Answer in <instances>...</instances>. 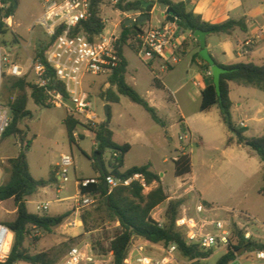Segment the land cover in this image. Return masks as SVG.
Listing matches in <instances>:
<instances>
[{
    "label": "rangeland",
    "instance_id": "1",
    "mask_svg": "<svg viewBox=\"0 0 264 264\" xmlns=\"http://www.w3.org/2000/svg\"><path fill=\"white\" fill-rule=\"evenodd\" d=\"M133 1L124 0L123 4ZM16 4L15 15L8 22L10 28L7 29V34L2 36L0 43L9 61L19 64L25 71L28 70V74L24 77L34 82V74L30 70L31 63L36 53L46 49L49 42L45 30L37 24V20L44 12V4L42 0H17ZM155 6L156 9L152 12H145L150 14L149 18L143 16L145 17L141 22L143 31L158 25V22H166L162 18L166 8L159 4ZM8 7L4 5V8ZM137 14V12L123 13L117 5L104 0L100 15L106 21L105 34H115L119 37L123 25L128 20H137L142 17L140 13ZM137 41H140V38L133 41L132 45L137 46ZM216 41V37L209 38L211 43ZM124 56L129 63L127 82L155 108L158 116L166 123L169 131L167 135L142 106L132 102L128 97L120 96L119 103L110 104L103 99L102 94L108 89L102 82L109 80L107 76L86 77L84 88L90 94L93 111L98 121L107 119L105 111L107 106L110 107L111 127L116 133V140L131 145V151L125 158L124 168L151 164L153 171L160 175L168 200L153 211V216L157 214V217H161L165 223L169 203L182 200L180 214L186 213L190 217L198 218L196 206L200 200L209 210L205 215H201L202 218L208 216L211 219L231 221V229H234L236 225L244 234L250 232L251 239L264 243V194L262 192L264 162L248 148L227 145L228 138L235 135L223 123L218 107H214L209 112H200L201 97L192 92L194 83L199 81L200 73L196 66L190 68L191 54H188L187 58H182L183 61L176 72L170 75L168 71L160 73L161 65L156 64L160 78L169 77L168 82L172 84V87L174 86V90L182 84L183 87L176 91V94L157 90L153 93L154 97L150 96V92L154 91L151 87L153 74L148 65L150 60L141 57L137 51L129 47L124 49ZM255 62L259 63V61ZM8 66L4 67L2 86L10 77ZM238 92L248 94L250 98L245 101L240 110L237 107L234 108L232 113L234 124L242 128L241 123H245L247 125L245 135L249 138L263 136L264 120L257 121V119L264 118V92L235 85L232 93L234 101H237ZM28 95H31L30 90ZM171 95L178 100L180 108L171 99ZM28 110L31 116L22 121L20 128L26 133V141H32L27 152L32 176L37 180L49 179L51 172L57 171L56 165L60 163L64 154L73 157L74 167L69 182H53L47 188L39 190L27 202L28 210L34 214L54 217L70 212L71 216L52 233L34 230L32 238L37 236L40 240L34 243L29 239L25 246L31 254L55 250L59 254V262L74 245L89 244L106 251L111 239L118 231V224L109 221L108 215L96 198L93 205L78 207V201L81 198L78 181L96 176L89 160L94 155V136L88 131L78 129L74 134L76 143L71 144L64 124L67 116L65 109L42 107L29 98ZM259 110H262L261 113H258ZM181 116H184V120L189 124L190 132L184 131L180 125ZM180 136H187V138L180 141ZM21 148L22 142L18 137L0 139V185L9 180V173L6 172L8 160L16 157ZM182 154L191 156L193 171L184 178H176L173 162ZM111 161L110 154H107L105 156L107 168ZM157 186L158 184L154 183L152 190ZM191 186H194L196 191L193 189L189 191L188 188ZM198 192L212 204L215 210L200 199ZM46 202L50 204L49 211L39 213L36 206ZM15 212L16 208L12 200L0 203V223L12 221ZM246 215L249 217H245ZM83 216L88 221V232L82 222ZM226 252L227 249L215 248L213 255L200 263L216 264ZM148 254L159 257L162 252L152 249ZM237 256L244 262H251L253 257L249 253L243 254V250L239 251ZM178 257V264H191L180 254Z\"/></svg>",
    "mask_w": 264,
    "mask_h": 264
},
{
    "label": "trees",
    "instance_id": "2",
    "mask_svg": "<svg viewBox=\"0 0 264 264\" xmlns=\"http://www.w3.org/2000/svg\"><path fill=\"white\" fill-rule=\"evenodd\" d=\"M1 2L9 7L0 8V40L2 36L7 34V29L10 28L7 20L15 15L14 4H9L6 0H1ZM103 2L104 0H91L90 16L73 30L74 35L85 34L93 40L94 37L105 31L106 23L100 15V8ZM123 2L124 0H120L117 5L121 12H137L141 16H146V18H149L150 14H145V12H152L156 4L162 5L166 9H172L181 21L178 24L179 28L183 32L189 33V37L183 41L179 49V54L190 46V40L195 41L196 47L201 50L200 43L195 38V32L198 30L207 32L208 36L231 35L236 30L247 31L244 19L228 20L224 23L213 25L203 21L200 15L188 9L186 2L180 0H155L154 2L134 0L126 4H123ZM15 3H17V0H15ZM60 33L61 31L59 30L58 34ZM142 33L141 24L135 23L133 26L123 25L122 32L116 43L117 54L121 61L109 76L111 88L102 94V98L108 103H119L120 96H126L132 102L142 106L161 128L166 129V123L158 116L155 108L126 81L128 62L124 56V49L129 47L133 51H137V54H140L141 41H137V46L132 45V42L137 40ZM55 39L47 43L46 49L36 53L35 58H44L45 52ZM195 57L202 62L206 84L205 89L202 91L200 112H209L214 107H218L223 123L235 135L228 138L227 145L248 148L264 162V135L249 138L245 135L246 128H238L234 124L232 117L234 104L231 100L232 83L264 92V63L258 65L252 61H246L233 65H223L214 59L219 66L227 70L220 78L219 95L214 85L212 74H208L211 73V66L201 58L199 53ZM153 82L158 89L164 88L157 78ZM52 84L58 87V90L66 96L64 85L56 80H53ZM2 89L0 103L10 111V125L1 140L18 137L22 142V148L16 157L8 160L6 172L9 173V180L0 185V203L12 200L16 208L13 220L3 223L14 233L15 240L8 260L0 264H58L59 254L55 250L31 254L25 246L29 239L34 243L40 240V237L37 236L32 238L34 230L42 233H52L55 228L65 223L71 213L66 212L51 217L34 214L28 210L27 202L30 197L37 194L39 190L47 188L53 182H58V168L57 171L51 172L49 179L37 180L32 176L27 158V152L31 147L32 141H26V133L20 128L22 121L31 116V112L28 110L29 98H32L37 105L42 107L51 108L53 106L47 103V96L44 90L38 88L34 82L28 81L25 77L10 76L2 86ZM28 90L31 91L30 96L28 95ZM108 109L109 115L107 119L98 123L85 124L69 115L64 120L71 144L76 143L74 134L78 129L90 132L95 140L94 155L89 160L94 171L98 173V177L93 178L97 182L89 183L84 187L82 183L91 179L79 180L80 195H89L96 198L108 215L109 221L118 224V231L111 239L109 248L106 251H102V249L100 250L93 246V249L101 255L112 252L114 264H125V260L136 240L137 242L156 245H176L179 254L190 263L196 260L202 262L209 259L213 255V250L203 251L197 246L188 245L184 232L177 227L176 222L180 215L182 200L169 203L165 215L166 222L163 227H160L153 218V211L168 200L165 189L161 184V177L152 170L151 164L135 166L123 171L125 158L131 151V145L128 143L121 145L115 142L114 132L111 129V108L109 107ZM183 130L186 131L184 127ZM81 137L84 138L83 136ZM98 154L101 155L104 172H102L98 162ZM107 154H110L112 159L109 163V168L105 164V156ZM173 163L174 176L176 178H184L193 171L192 158L189 154L180 155ZM135 174H143L148 185L157 183L158 186L148 194L143 193L144 189L137 182L130 187L115 188L112 192H109V189L105 187L106 177L109 175L127 179ZM262 192L264 194V189ZM82 222L88 232V221L85 216L82 217ZM75 246L77 245L70 247L65 255ZM241 250H243V254L264 250V243H259L255 239H246L244 232L234 225L227 252L216 264H231L238 258L237 253Z\"/></svg>",
    "mask_w": 264,
    "mask_h": 264
},
{
    "label": "built area",
    "instance_id": "3",
    "mask_svg": "<svg viewBox=\"0 0 264 264\" xmlns=\"http://www.w3.org/2000/svg\"><path fill=\"white\" fill-rule=\"evenodd\" d=\"M44 12L37 20L49 41L56 38L53 44L45 52L44 58H35L30 66L34 74V84L43 89L47 96V103L56 108H63L67 115L78 119L82 123H98L97 116L93 111L90 94L84 88V80L88 76L109 77L120 63L117 54L116 43L118 38L115 34L106 35L105 32L91 40L85 34L74 35L73 30L90 16L91 0H42ZM113 5H118L120 0H109ZM0 8L4 4L0 0ZM11 19V18H10ZM7 20V24L10 21ZM106 23V21H104ZM11 26V25H10ZM61 31L58 34V31ZM184 32L178 24L171 22L159 23L149 27L139 36L141 41L140 56L150 61L161 60L166 64L177 61V53L182 45ZM264 37V30L238 45L237 54L241 58H247L260 44ZM9 65L8 74L22 78L28 74L19 64L12 63L3 53L0 43V93L5 74V66ZM211 74V73H208ZM53 80L64 85L66 96L52 84ZM10 125V111L0 103V139ZM244 127V124H241ZM187 138L179 137L180 141ZM74 167V159L69 154L61 157L58 166L57 177L61 183L71 180V171ZM1 174V170H0ZM95 179L86 180L82 186L96 183ZM139 183L144 194L152 190L143 174L122 179L113 175L106 177L105 185L109 192L118 187H130L133 183ZM80 185V183H79ZM96 199L93 196H81L78 207L93 205ZM50 204L39 203L36 210L46 213ZM209 210L199 200L196 206L198 218L190 217L186 213L180 214L177 219V227L184 232L188 245L197 246L203 251L215 248L227 249L232 235V223L227 220L211 219L208 216L202 218ZM201 216V217H200ZM249 217V216H245ZM160 227L164 226L161 217L154 218ZM246 239H251V233L244 234ZM15 240L14 233L8 226L0 223V263H5L11 253ZM156 249L162 252L159 257L150 256L149 250ZM252 255L251 262L242 261L238 257L231 264H264V250L249 253ZM179 252L176 245H156L146 242H135L128 254L125 264H178ZM58 264H114L112 252L98 254L89 244L73 247Z\"/></svg>",
    "mask_w": 264,
    "mask_h": 264
},
{
    "label": "crops",
    "instance_id": "4",
    "mask_svg": "<svg viewBox=\"0 0 264 264\" xmlns=\"http://www.w3.org/2000/svg\"><path fill=\"white\" fill-rule=\"evenodd\" d=\"M180 1L186 2L189 10H193L194 13H196L197 15H200L202 17L203 21L210 23V24H213V25L221 24V23H224L228 20L244 19L246 21V25H247V31L246 32H242L241 30H236L231 35L222 34V35H213V36L207 37L208 50H209L211 56L219 64L233 65V64H237V63H241V62H246V61H252L258 65H261L264 63V37H263L262 41L260 42V44L251 52V54L247 58H241L237 54L238 45L241 42L247 40L248 38H251V37L257 35L259 33V31L264 30V0H180ZM155 9H156V6H155L154 10ZM166 10L167 9H165V12H166ZM137 15H139V13ZM162 18H163V20L167 21L164 13H163ZM159 23L161 24L162 22H158V24ZM188 37H189V33L184 32L183 37H182V42L184 40H186ZM211 37H216L217 41L212 42V43L209 42V38H211ZM199 52H200V49H198L196 47L195 41L190 40V46L186 50H183L182 53H180V54L178 51L177 61L175 63L166 64L164 61H161V60L150 61L148 63V65H149L150 69L152 70V74H153L151 87L154 90V91L150 92V96L154 97L153 93H155V91H157V90L166 91V92H170L172 94H176V91H178L181 87H183V84H182L181 86H179V88L177 90H174V88H173L174 86L172 87V84H170L168 82L167 78H169V77L163 78V79L160 78V75L157 73V70L155 67L156 64L159 63L161 65L162 71L160 73H164V72L168 71V72H170L169 73V75H170V74H173L174 72H176V70L178 69V67L180 66V64L183 61L182 58H187L188 54H191V61L189 63L190 68H193V66H196L198 68L199 73H200L198 75L199 81L194 83V89L192 92L195 95H199L201 97L202 91L205 89L206 84H205V79H204V74H203L204 70L202 68V62L195 57L196 54ZM212 53H214V54H212ZM255 61H259V63H256ZM128 67H129V63H128ZM170 67H172V69H170ZM127 72H128V68H127ZM126 76H127V73H126ZM155 78H157L159 80V82L164 86L163 89H158L155 86V84L153 82V80ZM108 81L102 82V84L105 83L106 88L110 89L111 85ZM126 81H127V79H126ZM235 85L236 84H233V83L231 84V100L234 104L233 110L235 107H237L240 110L241 107L243 106V104L245 103V101H247L250 98V96L248 94L246 95L243 92H238L237 101H234L232 98V93H233V87ZM237 86H239V85H237ZM246 88H249V87H246ZM171 99H173L175 104H177L178 107L180 108L178 100H176V98L173 95H171ZM261 111L262 110H259L258 113H261ZM263 120H264V118L257 119V121H263ZM181 121H183V122L181 123ZM179 123L186 130H188L189 132L191 131L189 124L184 120V116H181ZM243 124H244V127H242V128H247V125L245 123H243ZM111 129H112V127H111ZM164 130H165V133L167 135L169 133L167 126H166V129H164ZM113 132H114V130H113ZM116 137H117L116 133L114 132L115 142L118 144H121V145L126 144V143L118 142L116 140ZM230 137H232V136H230ZM59 164L60 163H58L56 165L57 168H58ZM125 170H127V169L124 168L123 171H125ZM152 170H153V168H152ZM97 177H98V173H96V176L91 177V178H87V179H93V178H97ZM79 183L80 182L78 181V188H79ZM191 189L196 191L194 186H191L190 188H188L189 191H191ZM197 194H199L200 199L204 203L208 204L212 210H215L213 208L212 204L210 202H208L200 192H198ZM153 218H157V214L156 215L154 214Z\"/></svg>",
    "mask_w": 264,
    "mask_h": 264
},
{
    "label": "water",
    "instance_id": "5",
    "mask_svg": "<svg viewBox=\"0 0 264 264\" xmlns=\"http://www.w3.org/2000/svg\"><path fill=\"white\" fill-rule=\"evenodd\" d=\"M9 4H14L15 9L17 8V4L15 3V0H6ZM166 19L168 22L171 23H176V24H180V19L178 18V15L172 10V9H167L165 14ZM145 17H139L137 20H128L126 22V25H130L133 26L135 23L141 24L142 20ZM208 33L198 30L195 32V38L199 41L200 43V47L201 50L199 52L201 58L206 61L210 66H211V74L213 76V81H214V85L216 87L217 93L220 95V78L221 75L226 73L227 70L222 68L221 66H219L216 61L214 60V58L211 56L208 47H207V37H208ZM109 107H106V117H108L109 115ZM98 162L100 164L101 170L102 172H104L103 170V166H102V160H101V155L98 154L97 156ZM106 188L107 185H105ZM191 264H201L200 261L196 260L194 262H192Z\"/></svg>",
    "mask_w": 264,
    "mask_h": 264
}]
</instances>
